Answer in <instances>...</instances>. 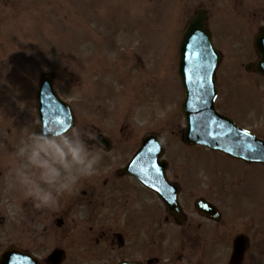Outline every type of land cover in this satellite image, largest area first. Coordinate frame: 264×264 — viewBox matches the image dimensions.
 Returning a JSON list of instances; mask_svg holds the SVG:
<instances>
[{"label":"rangeland","instance_id":"1","mask_svg":"<svg viewBox=\"0 0 264 264\" xmlns=\"http://www.w3.org/2000/svg\"><path fill=\"white\" fill-rule=\"evenodd\" d=\"M262 3L0 0V148L8 149L0 158L8 157L9 169L11 154L35 132L36 87L49 73L56 92L71 105L75 124L112 141V151L101 161L108 168L124 165L142 137L152 132L166 140L165 157L173 164H201L211 170L226 166L221 156L189 152L174 141L185 126L178 48L188 19L199 7L206 8L214 45L223 53L217 72L219 109L231 112L241 107L247 126L262 125L264 79L245 71V65L257 58L255 14ZM247 175L245 184L257 188L258 172ZM7 189L15 195L10 174ZM4 202L2 198L0 206ZM8 206L11 215L14 208ZM72 254L81 259L80 250Z\"/></svg>","mask_w":264,"mask_h":264},{"label":"flooded vegetation","instance_id":"2","mask_svg":"<svg viewBox=\"0 0 264 264\" xmlns=\"http://www.w3.org/2000/svg\"><path fill=\"white\" fill-rule=\"evenodd\" d=\"M255 15L259 32H264V0ZM238 108L218 109L264 139V123L247 126V114ZM195 149L225 158L226 166L211 170L170 160L166 191L177 195L178 216L153 188L125 172V164L111 169L107 163L99 166L98 175L81 178L76 191L62 193L55 210L37 209L17 190L9 195V159L1 157L0 200L5 202L0 206V248H18L23 262L32 264H51L50 255L57 250L65 252L62 264H236L233 253L243 238L241 264H263L264 164L203 146L188 151ZM7 150L1 147L0 156ZM254 171L259 185L249 188L247 174ZM198 202L209 208H199ZM8 204L14 208L11 215ZM78 250L81 259H74L78 257L72 252Z\"/></svg>","mask_w":264,"mask_h":264},{"label":"water","instance_id":"3","mask_svg":"<svg viewBox=\"0 0 264 264\" xmlns=\"http://www.w3.org/2000/svg\"><path fill=\"white\" fill-rule=\"evenodd\" d=\"M255 47L260 60L255 65H248L247 70L264 75L263 36L257 37ZM220 60L221 55L214 47L206 28L205 12L199 10L189 21L179 50V75L185 94L182 104L186 120L184 141L219 149L247 161L264 162V142L237 128L231 120L217 113L215 109V71ZM37 110L40 120L37 132L41 129H60L74 123L70 109L53 90L50 76H44L39 84ZM157 140L156 136H148L128 166L130 173L156 188L155 181L163 178L164 170L159 161L163 145L157 143ZM104 146L109 148L107 143ZM158 165L161 168L158 169ZM160 193L168 196L163 191ZM175 201L174 197L173 202H169L170 208L175 207ZM242 254V251H236L235 256ZM19 257L18 250L10 249L3 255L0 264H20ZM62 259L61 252H56L52 257L56 264Z\"/></svg>","mask_w":264,"mask_h":264},{"label":"clouds","instance_id":"4","mask_svg":"<svg viewBox=\"0 0 264 264\" xmlns=\"http://www.w3.org/2000/svg\"><path fill=\"white\" fill-rule=\"evenodd\" d=\"M103 159L99 135L70 124L31 133L11 154L9 174L24 200L37 209L55 210L62 193L76 191L81 178L99 174Z\"/></svg>","mask_w":264,"mask_h":264}]
</instances>
